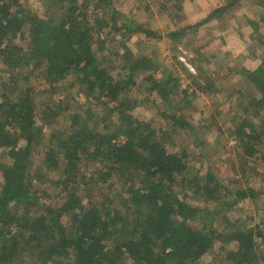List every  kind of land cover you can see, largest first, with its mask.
<instances>
[{"label":"trees","instance_id":"trees-1","mask_svg":"<svg viewBox=\"0 0 264 264\" xmlns=\"http://www.w3.org/2000/svg\"><path fill=\"white\" fill-rule=\"evenodd\" d=\"M240 1L232 0L171 36L184 38L212 20H222L223 13ZM64 3L50 17L41 18L21 9V0H0V62L11 72L0 84V151H7L12 160L10 166H0V264H203L201 259L217 243L222 246L220 254L210 264H264L259 254L264 244L260 227L229 224L221 230L216 224L219 211H231L257 193L231 190L212 175L205 182L192 178L187 153L170 151L163 144L164 134L133 115L136 102L129 94L137 84L136 73L145 72L151 90L162 100L179 92V80L156 79L150 59L131 54L125 55L127 77L117 78L110 60L100 57L95 48L93 16L81 5L96 3L117 22L114 16L120 11L115 0ZM96 21L107 24V18ZM250 24L259 34L258 24ZM135 33L162 38L139 25ZM39 70L50 85L74 75L90 102L85 109L73 110L66 131L53 135L45 153L47 168L61 175L54 186L67 193L57 206L41 203L30 180L33 150L42 132L29 84L31 74ZM243 74L259 94L250 98L247 110L254 108L261 115L264 62ZM97 104L108 111L103 119L95 116ZM163 118L174 127L192 129L177 115L163 114ZM235 138L245 157L255 158L264 150L258 126L248 119H241ZM84 166L97 168L99 183L117 178L124 184L128 197L121 209L85 201L76 193L80 178L86 179L80 173ZM182 184L205 203H217V209L187 203L176 191Z\"/></svg>","mask_w":264,"mask_h":264},{"label":"rangeland","instance_id":"rangeland-1","mask_svg":"<svg viewBox=\"0 0 264 264\" xmlns=\"http://www.w3.org/2000/svg\"><path fill=\"white\" fill-rule=\"evenodd\" d=\"M231 2L115 0L116 9L120 11L114 16L117 22L113 21L110 12L106 17L103 8L96 3L81 5L93 16L95 48L100 57L110 60L117 78L127 77L124 67L127 65L126 56L131 54L135 58H149L153 67L151 73L156 79L170 82L173 76L179 80V92L169 100H162L157 92L151 90L152 84L147 81L145 72L139 71L135 74L137 84L129 96L136 102L133 115L137 119L164 134L163 144L170 151L187 153V160L194 169L189 173L191 177L205 182L208 175H212L231 190L252 189L257 193L256 198L244 201L231 211H219L217 227L224 230L233 224L238 228L260 227L264 231V150L255 158L245 157L235 138V130L245 118L258 126L263 138L261 145L264 146V111L257 115L256 109L247 110L250 98L259 97V94L243 74L246 69L255 70L264 62V0H241L237 6L223 13L222 20H212L198 30L189 31L184 38L171 36L200 23L215 9ZM63 3L64 0H21L20 6L28 14L48 18ZM100 18H107V24H98L96 19ZM251 22L258 24L259 34H254ZM137 25L162 38L135 33ZM120 29L122 31H118ZM10 76L9 69L0 62V84ZM29 86L34 89L32 99L36 124L42 132V140L32 155L30 180L33 193L43 204L61 205L67 193L54 186L61 175L47 168L45 153L51 146L53 135L66 131L73 110L85 109L90 102H87L74 75L50 85L39 70L31 74ZM94 113L103 119L108 111L97 104ZM163 114L185 119L191 123L192 129L172 126ZM11 163L7 151L1 150L0 166L8 167ZM96 171L95 167H82L80 173L86 175V179L80 178L76 193L85 201L92 199L101 206L120 208L121 202L128 197L124 184L117 178L99 183ZM92 178L94 180L91 181ZM2 182L0 169V184ZM188 187L182 184L176 188L180 198L199 208L217 209V203H205ZM64 223L67 224L68 219L64 218ZM258 241L261 243L262 240ZM221 247L220 243L215 244L200 262L212 263L220 254ZM229 248L233 249L235 245ZM259 254L264 257V244L260 246Z\"/></svg>","mask_w":264,"mask_h":264},{"label":"built area","instance_id":"built-area-1","mask_svg":"<svg viewBox=\"0 0 264 264\" xmlns=\"http://www.w3.org/2000/svg\"><path fill=\"white\" fill-rule=\"evenodd\" d=\"M192 68V67H191Z\"/></svg>","mask_w":264,"mask_h":264}]
</instances>
